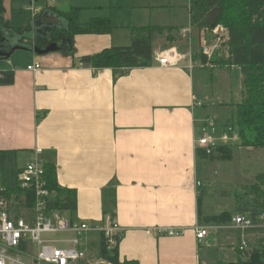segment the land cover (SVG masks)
Wrapping results in <instances>:
<instances>
[{
    "label": "crops",
    "instance_id": "crops-1",
    "mask_svg": "<svg viewBox=\"0 0 264 264\" xmlns=\"http://www.w3.org/2000/svg\"><path fill=\"white\" fill-rule=\"evenodd\" d=\"M115 1L3 0L2 4L5 20L21 29L25 27L13 19L26 15L29 21L25 26L36 37L47 34L52 26L44 21L49 12L37 20L46 7L72 4L81 8L82 20L99 16L114 19L113 11H97L111 10ZM187 8L188 25H178L172 15L163 18L152 11L149 21L133 18L115 25L111 33L75 35L74 55L62 50L39 55L17 49L9 58L0 59V70L11 69L15 74L13 84H0V150H15L23 168L36 156L35 149L42 148L45 162L55 166L59 186L77 193L76 218L88 221L93 228L107 224L115 211L122 228L118 242L121 262L216 264L220 260L213 261L216 255L211 247L228 241L238 252L240 232L229 227L231 221L208 224L200 220V211L208 215L227 210L212 208L204 181L208 159L201 165V147L196 142L202 134L199 121L209 109L220 106L225 112L229 106L212 104L198 115L201 106L197 101L206 98L204 89L200 90L206 82L200 79L204 76L199 75L198 67L190 71L188 58L177 65H161L156 58L161 51L158 46L149 66L96 68L80 61L82 56L111 46L129 45L133 26L174 25L186 31L190 27L189 4ZM1 30L2 26L0 37ZM35 63L41 64L38 70L28 69ZM196 226L209 227V234L198 238ZM160 228L183 231L171 236L159 232ZM222 229L225 232H217ZM63 234L74 236L72 232ZM89 237L97 240L99 231ZM20 253L24 261L32 262L38 247L26 240ZM72 264L96 263L87 258Z\"/></svg>",
    "mask_w": 264,
    "mask_h": 264
},
{
    "label": "trees",
    "instance_id": "trees-1",
    "mask_svg": "<svg viewBox=\"0 0 264 264\" xmlns=\"http://www.w3.org/2000/svg\"><path fill=\"white\" fill-rule=\"evenodd\" d=\"M3 0H0V27H9L14 32L22 33L29 27L15 28L5 20ZM190 26L199 30L208 28L213 30L218 24L224 25L229 31L228 43L231 47V57L208 59L202 55V67L209 66L210 79H214L216 67H240L242 74L241 100L234 105V110L225 120L226 126L237 130L239 144L250 148L264 149V0H189ZM47 12L57 17L67 19L66 28L52 26L44 36L39 35L35 44L44 47L52 41H59L64 47L63 52L74 55V37L77 34L111 33L115 24L110 16L91 17L87 20L80 18L81 8L46 7L39 14L37 20ZM184 28L174 25H154L131 27L132 40L129 45L111 46L93 55L80 58L81 63L93 67L131 68L149 66L153 62L156 33H166L167 38L173 39ZM53 38V40H52ZM67 38L64 44L61 41ZM196 59V58H195ZM198 67V66H197ZM195 67V68H197ZM14 71L0 70V84H13ZM204 99V100H202ZM200 105L207 108L206 98H202ZM199 102V101H197ZM212 104V103H211ZM205 110V109H204ZM238 142L219 144L210 153L204 148H199L198 154L203 158H210L212 152H222L229 147L238 146ZM45 178L47 186L54 192V197L48 199V208L60 209L69 213L72 219L77 213V193L72 189L62 188L58 184L55 166L45 162ZM22 167L17 162L15 150H0V190L11 198L24 195L25 206H33L34 195L30 190H24L20 185V172ZM255 182L244 186L243 191L234 193V209L223 211L219 214L203 215L200 211V220L208 224L228 223L236 213H242L252 218L254 222H262L259 216L264 213V170L255 175ZM201 186V185H200ZM2 187V188H1ZM200 196L204 192L200 190ZM115 202V200H114ZM111 218L115 219V211H111ZM18 216V212H17ZM254 230H264L256 228ZM121 236L117 235L118 242ZM118 242L111 246L104 233L99 232L97 240H89L88 250H97L98 257L104 258L112 264H139L135 260L121 262L119 259ZM250 245V243H249ZM238 258L235 261L220 260L216 264H264V240L252 244L250 250H240L237 246ZM95 252L96 251H91Z\"/></svg>",
    "mask_w": 264,
    "mask_h": 264
},
{
    "label": "rangeland",
    "instance_id": "rangeland-1",
    "mask_svg": "<svg viewBox=\"0 0 264 264\" xmlns=\"http://www.w3.org/2000/svg\"><path fill=\"white\" fill-rule=\"evenodd\" d=\"M118 4V6L116 5ZM189 0H116L114 8L108 9H98V14H104L110 11L114 14V19H112L113 23L117 26L124 21H129L134 18V21H149L151 13L158 14L159 17L169 18L172 15L174 21L177 22L178 25H188L189 24V13L188 6ZM82 11V10H81ZM44 21L48 22L49 25L65 27L68 22L67 19L63 17L52 16V14H47ZM11 18V16H9ZM24 14L16 15L13 22L21 27L27 24L29 18ZM81 18V12H80ZM83 18V17H82ZM160 20V18H158ZM23 25V26H22ZM52 27V26H51ZM3 30V31H2ZM1 36L7 37L12 36L16 37L17 34L21 38V34L14 33L11 28L2 27ZM201 30L191 27L190 30H180L177 34L176 38L169 39L167 38L166 33H156L155 38V46H158L159 49L166 50L175 48L181 52H193L192 58L193 60H198V72L199 75H203L204 77H200L203 79V82L206 83L201 86L200 90L204 89V95L206 96L207 108L209 106L218 105L219 103H224L222 105L229 106V108L225 107V112L221 109L220 106H217L216 109H209V113L199 121V127L203 134L210 137L215 143H234L235 139L238 137L237 130L235 128H230L224 125L225 120L228 116L225 114L226 112L230 113L234 110V104L238 100L241 99L240 96V79L241 73L240 68L238 66L234 67H216L214 72V79H210L209 76V66L202 67V63L200 60L201 55L199 54L198 47L199 44V34ZM26 35L30 36L31 32L27 31ZM210 35V33L208 34ZM7 47H11V41L7 39L5 42ZM20 52V50H19ZM231 57V47L226 41L221 47L220 51L212 57L214 58H225L229 59ZM196 58V59H195ZM189 59V58H188ZM211 59V60H212ZM6 61V60H5ZM196 65V67H197ZM196 70V78H198V73ZM201 75V76H202ZM212 103V104H211ZM220 105V104H219ZM214 106V108H215ZM212 110V111H211ZM204 111L203 107H198L197 112L198 115ZM206 114V113H205ZM215 118L216 123L208 124L207 126L201 127V124H206L209 118ZM205 128V130H204ZM240 142H238L239 144ZM42 149V148H41ZM43 151V149H42ZM42 154V153H41ZM213 155L208 159V168L206 169V174L204 175V181L206 186L209 189L211 194V199L213 202L212 208L216 209H225L232 211L234 209V193L243 191L244 186L251 185L255 182V175L264 170V149H256L253 147L247 148L242 145H238L236 147H229L222 152H212ZM42 157V156H41ZM43 158V157H42ZM27 160H21L24 162ZM205 162V159H201V165ZM200 169H204L200 167ZM2 188V187H1ZM5 190H0V202L5 200L8 203V208L10 210L19 209L23 207L25 210V201L24 195L15 196L12 195L11 198H8L4 194ZM207 194L204 195L206 198ZM0 209L2 206L0 205ZM15 211V210H14ZM106 223L102 226V228L106 227ZM222 229L221 231H217L219 233L225 232ZM228 230L230 234L234 233L232 229ZM215 229H212L211 232H214ZM66 236V234L62 233H54L51 235H44V237H61ZM99 238V237H97ZM261 239L264 240V230H254L250 231L247 234V242H248V250L252 248V244H257ZM215 243V242H213ZM250 243V245H249ZM238 246V245H237ZM97 250H89L88 258H92L94 263H97L98 256V248ZM214 250L216 257L213 261L218 260H226V261H235L237 259V253L234 250V246H232L229 241L226 243L218 242L216 246L211 247V250ZM91 251H96L91 252ZM106 264V263H101Z\"/></svg>",
    "mask_w": 264,
    "mask_h": 264
},
{
    "label": "built area",
    "instance_id": "built-area-1",
    "mask_svg": "<svg viewBox=\"0 0 264 264\" xmlns=\"http://www.w3.org/2000/svg\"><path fill=\"white\" fill-rule=\"evenodd\" d=\"M209 33L210 35H208ZM228 39L229 31L222 24H218L213 30L202 29L199 34V54L211 59L220 51ZM192 55L193 52L186 53L171 48L159 51L156 58L163 66L177 65L181 60L189 58L188 68L193 71L197 64ZM40 65V63H35L28 66V69L35 71L40 68ZM201 104L200 101L197 102L198 106ZM214 123H216L215 118H209L203 126ZM230 128L233 129V127ZM238 140L239 136L236 137L235 141L238 142ZM196 142L208 153L219 145L203 133L197 137ZM35 152L36 156L26 163L19 175L21 187L33 192V206L31 208L25 206V210L22 207L21 210L14 209V211L8 208V203L5 200L0 202L2 206L0 209V264H72L87 259L89 250L86 246L90 239L89 235L93 231H102L110 247L116 245L118 242L117 235L122 236V228L116 219L109 218L105 228H93L86 220L72 219L66 211L48 208L47 201L50 197H54L55 193L51 192L47 186L45 160L41 157L42 149L37 147ZM196 184L199 186L201 182L197 181ZM259 219L262 222L256 223L252 218L242 213H236L232 216L229 227L240 232L238 244L240 250L248 249L247 234L250 230L264 228V213L259 216ZM196 230L198 238L202 239L209 234L210 228L196 226ZM158 231L171 236H178L182 234L183 230L160 228ZM67 232L74 233V236L71 238L66 236L44 237V235ZM26 240H31L38 247V253L32 262L24 261L20 253V245ZM97 263L112 264L101 257L97 258Z\"/></svg>",
    "mask_w": 264,
    "mask_h": 264
},
{
    "label": "water",
    "instance_id": "water-1",
    "mask_svg": "<svg viewBox=\"0 0 264 264\" xmlns=\"http://www.w3.org/2000/svg\"><path fill=\"white\" fill-rule=\"evenodd\" d=\"M32 24L33 23L31 22L30 26H32ZM6 28H9V27H6ZM28 30L29 29L25 30L22 33H19L21 34V38L18 34L16 37H12V36H7V37L1 36L0 37V59L9 58L13 54V52L16 51L17 49L29 50V51L35 52L36 54L43 55V54H47V53L54 52V51H61V50L63 51V49L67 48V46L64 47L58 41H53L44 47H40L34 42L35 39L39 38L38 37L39 35H37L36 37H33L32 35L28 36L26 35ZM14 33H18V32H14ZM43 35L44 34L41 33V36ZM7 39L11 41L10 48L5 45V42H7ZM66 42H67V38H64L62 40V43L65 44Z\"/></svg>",
    "mask_w": 264,
    "mask_h": 264
},
{
    "label": "flooded vegetation",
    "instance_id": "flooded-vegetation-1",
    "mask_svg": "<svg viewBox=\"0 0 264 264\" xmlns=\"http://www.w3.org/2000/svg\"><path fill=\"white\" fill-rule=\"evenodd\" d=\"M44 36V35H43ZM52 40H53V38H52ZM53 42V41H52ZM59 42V41H58ZM60 43V42H59Z\"/></svg>",
    "mask_w": 264,
    "mask_h": 264
}]
</instances>
